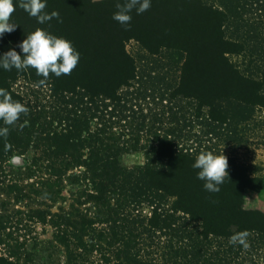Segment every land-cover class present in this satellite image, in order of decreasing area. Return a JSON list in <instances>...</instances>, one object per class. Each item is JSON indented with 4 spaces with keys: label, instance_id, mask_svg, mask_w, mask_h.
<instances>
[{
    "label": "trees",
    "instance_id": "1",
    "mask_svg": "<svg viewBox=\"0 0 264 264\" xmlns=\"http://www.w3.org/2000/svg\"><path fill=\"white\" fill-rule=\"evenodd\" d=\"M23 2L0 54L21 53L42 28L70 40L80 59L59 77L0 68V88L29 109L0 121L9 128L0 167L18 152L30 176L41 174L29 195L51 202L68 173L82 171L70 180L83 183L78 207L25 216L56 220L65 264H264V213L244 208L245 192L264 193V166L241 157L264 146V0H151L128 25L92 0H47L44 11L58 16L39 23ZM205 150L228 157L219 192L205 190L192 167ZM130 153L143 163L126 166ZM15 183L7 186L15 200L29 198ZM243 231L247 247L230 242ZM35 250L17 243L0 264H35Z\"/></svg>",
    "mask_w": 264,
    "mask_h": 264
},
{
    "label": "rangeland",
    "instance_id": "2",
    "mask_svg": "<svg viewBox=\"0 0 264 264\" xmlns=\"http://www.w3.org/2000/svg\"><path fill=\"white\" fill-rule=\"evenodd\" d=\"M92 1L95 11L99 13L119 10L117 5H123L128 2V0ZM19 2L20 0H14V3ZM133 48V43H129L126 47L129 51ZM16 89L25 93L23 81L17 84ZM14 156L21 157V165L14 164ZM241 157L243 160H253L264 166V146L251 145L250 151L243 150ZM23 159V156L18 152L12 151L10 156H5L0 167V253L8 254L18 243L26 251H30L33 247H36L35 264H65L64 248L54 238L56 232L54 223L56 220L48 217L46 222L34 224L27 221V217L25 216L29 211L35 209L49 211L51 214H55L60 213L61 210L68 211L72 206L75 208L78 207L76 203L78 201L77 199H79L78 191H81L83 183L80 182V185H75L70 180L75 175L77 177L80 176L82 171H70L68 173L70 180H63L62 185L58 187L60 190L59 196L51 202L32 194L29 195L27 187L31 186L34 189L41 188V182L39 181L41 174L34 173L33 176H30L28 171L23 167ZM122 161L126 166L142 164L143 156L138 153L125 154L122 157ZM13 183L17 184L18 187H23L29 198L25 197L22 201H16L17 191L10 192L9 187H7L9 184L14 185ZM80 199L83 201V198ZM91 207L92 205L90 203L80 206L83 210L88 208L90 215L92 211ZM244 208L259 210L264 213V193L259 196L251 191L245 192Z\"/></svg>",
    "mask_w": 264,
    "mask_h": 264
},
{
    "label": "clouds",
    "instance_id": "3",
    "mask_svg": "<svg viewBox=\"0 0 264 264\" xmlns=\"http://www.w3.org/2000/svg\"><path fill=\"white\" fill-rule=\"evenodd\" d=\"M29 15L36 17L39 23H44L58 13L53 11L47 13V0H24L21 4ZM151 6V0H128L123 5H117L118 11L113 14V18L121 25H128L132 19L131 11L136 9L137 13L146 11ZM15 11L14 0H0V37L5 33H11L17 25L10 22L11 14ZM18 47L21 53L15 48L0 54V68L10 71L31 67L38 74L47 78L50 73L59 77L68 75L77 66L80 53L73 47L72 42L62 36H56L47 30L37 28L23 39ZM43 82V81H42ZM28 107L14 100L11 94L4 88H0V121L5 125L15 123L21 113L27 114ZM9 133L8 127H0V137H6ZM194 169H198L197 179L204 181L203 187L209 192H219L220 185L224 179L229 178L228 157L222 152L219 154L213 151H201L192 164ZM247 231L232 235L230 242L240 243L247 247L245 238Z\"/></svg>",
    "mask_w": 264,
    "mask_h": 264
},
{
    "label": "water",
    "instance_id": "4",
    "mask_svg": "<svg viewBox=\"0 0 264 264\" xmlns=\"http://www.w3.org/2000/svg\"><path fill=\"white\" fill-rule=\"evenodd\" d=\"M13 162H14V164H16V165H21V164H22V159H21V157H19V156H14V157H13Z\"/></svg>",
    "mask_w": 264,
    "mask_h": 264
}]
</instances>
